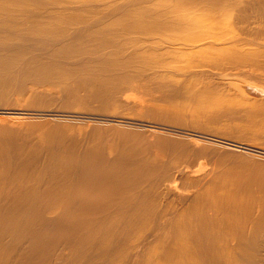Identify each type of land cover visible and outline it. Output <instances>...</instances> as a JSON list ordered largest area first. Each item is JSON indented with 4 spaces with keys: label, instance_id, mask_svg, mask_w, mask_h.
<instances>
[{
    "label": "bare ground",
    "instance_id": "obj_1",
    "mask_svg": "<svg viewBox=\"0 0 264 264\" xmlns=\"http://www.w3.org/2000/svg\"><path fill=\"white\" fill-rule=\"evenodd\" d=\"M0 113V264H264V0H0Z\"/></svg>",
    "mask_w": 264,
    "mask_h": 264
},
{
    "label": "rangeland",
    "instance_id": "obj_2",
    "mask_svg": "<svg viewBox=\"0 0 264 264\" xmlns=\"http://www.w3.org/2000/svg\"><path fill=\"white\" fill-rule=\"evenodd\" d=\"M129 114H131V115L133 114V115H132L133 117H135V116L137 117V116H138V115H135V112H134V113H128V115H129ZM136 114H139V113L136 112ZM7 116H9V114H7V113H5V114H4V113H0V117H2V119H3L4 121H6ZM129 116H130V115H129ZM132 116H131V117H132ZM43 117H44V118L46 117V118L50 119V118H52L53 116H48V117H47V116H43ZM49 117H50V118H49ZM44 118H43V119H44ZM20 121H22V120H20ZM243 138H244V137H243ZM245 138H246V136H245ZM247 138H248V137H247ZM257 142H260V141H257Z\"/></svg>",
    "mask_w": 264,
    "mask_h": 264
}]
</instances>
